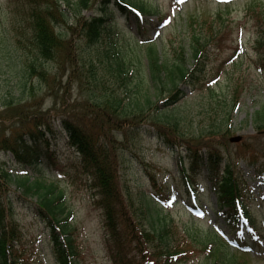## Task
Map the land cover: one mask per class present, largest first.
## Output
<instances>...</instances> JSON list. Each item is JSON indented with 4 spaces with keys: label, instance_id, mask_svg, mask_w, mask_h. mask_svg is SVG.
<instances>
[{
    "label": "trees",
    "instance_id": "1",
    "mask_svg": "<svg viewBox=\"0 0 264 264\" xmlns=\"http://www.w3.org/2000/svg\"><path fill=\"white\" fill-rule=\"evenodd\" d=\"M131 1L25 0L14 20L13 43L24 53L21 71L37 78L45 92L38 106L34 104V87L28 98L11 97L4 104L6 111L18 119L13 121L10 133H0V151L11 153L22 170L30 167L37 176L32 180L0 162V264H33L32 256L20 249L26 244L15 217L17 203L10 195L12 186L21 192L17 196L20 199L36 197V206L30 208L49 229L56 264H82L75 211L64 189L43 180L47 161L55 163L47 138L48 133L55 132V126L66 132L70 145L80 155L77 168L91 179L85 185L92 194V207L100 214L101 241L111 264H183L197 249L198 236L188 232V238L181 242L173 229L174 220L165 213L167 206L139 189L138 184L135 191L126 177L125 163L137 160L140 167L145 166L158 197L166 199L156 175L148 171L151 164L138 153L147 133L172 149L186 151L189 166L182 165V176L190 191L196 190L197 179L206 171L205 177L213 183L220 203L229 207L227 221L237 226L235 201L239 198L250 226L257 233L263 231L242 199L247 186L236 164L244 158L264 171V163L258 164L257 150L242 142L234 146L237 150L232 154L230 112L222 119L211 117L209 124L202 121L200 133L193 134L177 107L184 97L182 85L193 91L207 85L209 65L228 47L235 31H243L242 24L220 14L206 27L207 20L191 17L181 34L180 47L174 49L175 58L159 51L155 43H147L144 57L148 71L144 75L134 69L137 57L130 59L117 47L99 49L119 13L128 16L134 8L148 11ZM90 9L94 15L87 17L84 12ZM246 18L252 22L254 49L264 68V2L252 0ZM21 81L26 87L28 82ZM235 91L240 94V88ZM48 98L53 106L43 110ZM253 122L258 132H264V106L254 112ZM180 159L184 164V156ZM210 237L228 247L217 231L212 230ZM204 247H209L207 242ZM221 249L217 244V260L242 264L236 254L229 250L225 254Z\"/></svg>",
    "mask_w": 264,
    "mask_h": 264
},
{
    "label": "rangeland",
    "instance_id": "2",
    "mask_svg": "<svg viewBox=\"0 0 264 264\" xmlns=\"http://www.w3.org/2000/svg\"><path fill=\"white\" fill-rule=\"evenodd\" d=\"M251 1L132 0L131 2L142 4L148 10L144 17L145 20L141 21L134 15L124 16L119 13L115 23L111 26L113 34L111 32L107 35L99 49L103 51L117 47L126 57L130 59L137 57L138 61L134 59L136 65L134 69L142 70L145 75L148 71L147 59L144 57L148 48L147 43L154 42L159 51L166 52L171 59L175 58L174 49L180 47L183 41L181 34L187 29L191 17L207 20L206 27L220 14L242 24L241 31H243L237 33L240 29L236 30L230 37L228 47L214 57L209 65L207 85L195 91L187 85H182L184 97L177 107L179 112L187 118L186 128L196 134L200 133L202 121L209 124L211 117L215 120L219 117L222 119L230 112L229 119L233 132L231 136H242L244 143L257 150V156H260L258 164H262L264 163V132L257 131L253 122V114L264 106V68L260 65L254 49L252 22L246 18V9ZM261 1L264 2V0ZM24 3L25 0H0V133L4 131L10 133L13 121L18 119V116L11 115L4 107L8 99L11 97L15 100L26 99L30 95L31 88L34 87L37 92V100L34 104L38 106L42 101L39 98L45 92L37 78H31L21 71L24 53L19 51L13 43L14 20L23 10ZM84 15L92 16L94 10H86ZM139 56H142L140 58L142 63ZM21 80L28 82L26 87ZM65 82L64 79V84ZM237 87L240 88V94H236ZM223 99L227 101L224 104L219 103ZM52 104V99H46L43 102V110L51 108ZM190 124L193 129L190 128ZM55 128L58 132L49 134L47 137L48 147L54 153L55 163L47 161L46 169L43 171L45 172L43 180L47 184L56 182L60 188L64 189L65 197L75 211L76 224L80 233L78 243L82 264H111L101 241L100 214L92 207V194L85 185L91 179L87 173L77 168L80 165V155L70 145L66 133H62L59 126ZM142 143V150L138 153L146 163L151 164L147 167L148 171L156 175L158 184L165 183L168 193L175 197L176 201L166 207L165 213H170V217L174 220L173 229L178 239L182 238V242L188 238V232L190 235L193 233L198 236L196 251L190 255L191 259L183 264H224L225 260H217V244L225 254L228 250L236 254L238 261L242 264H264V258H262L264 232H260L263 236L258 241V245L252 242L245 243L247 248L252 250L251 253L243 254L234 249L237 240L231 235L230 227L223 216L228 207L221 206L212 183L205 177L206 173L197 179L198 197L200 205L204 207V216L198 217L201 214L200 211L195 210L198 206L193 205L192 209L188 208L191 197L186 193L182 177V165L189 166L186 151L170 148L151 133L143 137ZM234 145L229 146L233 155L237 150ZM181 155L184 156V164H181ZM0 162H6L8 170L14 173H23L9 152L0 151ZM236 164L239 173L248 182L247 202L258 221L259 228L262 227L264 231V172H259L257 169L259 166L254 167L243 158L236 160ZM124 166L126 177L135 187V191L140 187L151 194L156 192L150 185L151 181L148 179L145 166L140 167L137 160L125 163ZM26 172L32 180L37 176L36 170L32 168H27ZM135 185L138 186L137 189ZM10 190V195L17 203L15 217L23 230V242L26 244L25 249L24 247L20 249L32 256L31 260L34 264H56L46 226L30 208L36 206V197L20 199L17 196L21 192L16 187L12 186ZM213 229L225 230L230 235L228 247H222L214 242L210 237ZM206 242L209 247L205 248ZM257 252L261 255L258 256Z\"/></svg>",
    "mask_w": 264,
    "mask_h": 264
},
{
    "label": "water",
    "instance_id": "3",
    "mask_svg": "<svg viewBox=\"0 0 264 264\" xmlns=\"http://www.w3.org/2000/svg\"><path fill=\"white\" fill-rule=\"evenodd\" d=\"M241 139H242L241 136H237V137H233V138H231V141H232V142H239Z\"/></svg>",
    "mask_w": 264,
    "mask_h": 264
}]
</instances>
